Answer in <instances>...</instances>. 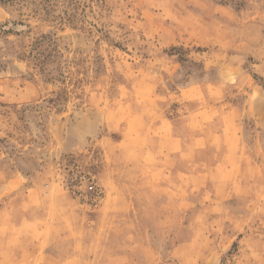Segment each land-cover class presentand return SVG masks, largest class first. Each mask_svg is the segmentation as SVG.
Returning <instances> with one entry per match:
<instances>
[{
  "label": "rangeland",
  "instance_id": "1",
  "mask_svg": "<svg viewBox=\"0 0 264 264\" xmlns=\"http://www.w3.org/2000/svg\"><path fill=\"white\" fill-rule=\"evenodd\" d=\"M0 264H264V0H0Z\"/></svg>",
  "mask_w": 264,
  "mask_h": 264
},
{
  "label": "built area",
  "instance_id": "2",
  "mask_svg": "<svg viewBox=\"0 0 264 264\" xmlns=\"http://www.w3.org/2000/svg\"><path fill=\"white\" fill-rule=\"evenodd\" d=\"M89 189H90V190H94L95 188H93V185L90 184V185H89Z\"/></svg>",
  "mask_w": 264,
  "mask_h": 264
}]
</instances>
